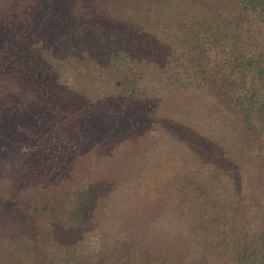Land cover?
<instances>
[{
	"label": "trees",
	"instance_id": "1",
	"mask_svg": "<svg viewBox=\"0 0 264 264\" xmlns=\"http://www.w3.org/2000/svg\"><path fill=\"white\" fill-rule=\"evenodd\" d=\"M129 1H0V264H264V0Z\"/></svg>",
	"mask_w": 264,
	"mask_h": 264
},
{
	"label": "rangeland",
	"instance_id": "2",
	"mask_svg": "<svg viewBox=\"0 0 264 264\" xmlns=\"http://www.w3.org/2000/svg\"><path fill=\"white\" fill-rule=\"evenodd\" d=\"M98 3L101 5V7L105 11V13L108 14V15H110L113 12L114 15H117V17L118 16L119 17L120 16H123V17L125 16V17L129 18L128 15H126L124 13V9H127L126 4L128 5L130 14L133 13V16L136 15V11L135 10L133 11L134 4L132 3V1H129V0H99ZM135 9H137V8H135ZM142 14H143V12L141 10V12L138 13V15L140 16ZM85 87L86 86L84 84V87H82V88L86 92H88V95L89 96H97V95H100L99 92H101V91H104L106 93L108 92V90H105V86L104 85H102L100 83H97L95 81L91 82V84H90V86L88 88H85ZM155 93L158 94L157 97H156L158 99V102L159 103L161 102L165 106V108L159 109V110H155L156 113H154V114H153V111L147 112L149 110L148 108H142L139 111H140L141 114L151 113L150 115H148V118L147 119L150 120V121H152V122H155L157 124L156 130L153 131V127H152V129L150 131L152 134H155L156 135V133H159L158 130H157V128L159 127V125L162 124L165 128H167L166 127L167 120L172 119V111L168 107L172 103V98L174 97V94H172V88H168V89H166L164 91L155 92ZM161 111H164V112H161ZM154 118H157V119L155 120ZM162 118H166V119H162ZM150 125H152V123ZM149 128H151V127H149ZM169 144H170V147H172V143L170 142ZM136 190H138V189H136ZM148 190H150V189H148ZM172 190H177L176 189V185H175V181H174V178H173V173H172ZM152 202H154V203L152 204ZM102 204L103 205H109V203L106 200H103V199H102ZM144 205L145 206L152 205L153 208H156L154 211H151L150 213H153L155 211L157 213H160V211L157 210L159 204H158V202L156 200H152L151 199V201L149 200L148 203L147 204H144ZM113 206H115V205L113 204ZM148 211L149 210L147 208L143 207L141 210L136 211L133 216H135L134 218H136L140 222H143V224H147V222L149 221L148 219L151 218V217L145 216L146 218H144L142 220V219H138L137 218V214H145V213H148ZM138 229H139V231L136 232L137 236L135 237L136 240L145 242L144 245H147L146 243L150 244L151 245L150 247L153 248V250H154V252L156 254L167 253V252L172 251L171 249L162 248L160 246V244H163V243H161L160 241L157 242V238H154L155 236H149L148 235L149 232L147 231V227H143V228L140 227ZM151 237H153L156 240L154 242H152V240H150ZM106 254H107V252H106Z\"/></svg>",
	"mask_w": 264,
	"mask_h": 264
}]
</instances>
